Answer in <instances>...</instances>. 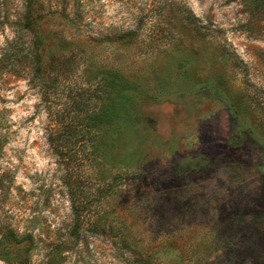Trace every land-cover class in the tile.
Wrapping results in <instances>:
<instances>
[{
	"label": "rangeland",
	"instance_id": "obj_1",
	"mask_svg": "<svg viewBox=\"0 0 264 264\" xmlns=\"http://www.w3.org/2000/svg\"><path fill=\"white\" fill-rule=\"evenodd\" d=\"M43 1L41 73L29 33L0 24V264H264V14L251 0ZM109 73L135 83L152 124L58 154L51 126L99 107Z\"/></svg>",
	"mask_w": 264,
	"mask_h": 264
},
{
	"label": "trees",
	"instance_id": "obj_2",
	"mask_svg": "<svg viewBox=\"0 0 264 264\" xmlns=\"http://www.w3.org/2000/svg\"><path fill=\"white\" fill-rule=\"evenodd\" d=\"M248 2V0H246ZM252 9L257 13L264 14V0H251ZM11 0H0V13L1 9L7 8ZM52 12L46 10L43 0H23L22 9L17 14L14 21H10L9 15H5L3 22H11L12 25L25 30L29 33L30 39V56L35 67L36 74L41 73L43 69V54L41 47L43 39L40 35L41 26L44 22L49 21ZM138 91V87L128 78L120 75L119 73H109L103 84V101L99 107H91V109H83L84 113L73 116L69 123L59 125L58 122L63 121L66 115L63 113L58 117V121L51 126L49 133V141L54 149L60 155L76 154L77 147L80 148L84 145L86 140H99L98 129H109L113 126L119 125L122 121H127L130 127L141 128L146 125L152 124V119L149 116L141 113L135 107L134 97ZM230 110L232 116L239 120L242 114V107H238L237 103H230ZM56 118L58 111H54ZM61 119V120H60ZM73 121V122H72ZM75 122V123H74ZM253 145L258 148L261 158L264 162V142L256 137H252ZM94 150L92 154H97L98 144L94 143ZM76 147V148H75ZM94 156V155H93ZM114 187L109 183L107 187V194H111ZM73 209L78 216L89 208V201L81 200L77 193H73ZM142 264H167L161 257H143L141 256Z\"/></svg>",
	"mask_w": 264,
	"mask_h": 264
}]
</instances>
